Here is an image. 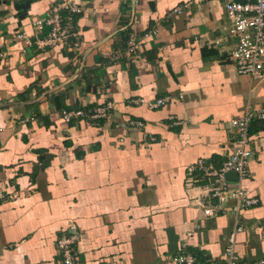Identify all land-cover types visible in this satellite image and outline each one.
Returning <instances> with one entry per match:
<instances>
[{"label":"crops","instance_id":"obj_1","mask_svg":"<svg viewBox=\"0 0 264 264\" xmlns=\"http://www.w3.org/2000/svg\"><path fill=\"white\" fill-rule=\"evenodd\" d=\"M59 1L0 2V264H61L55 239L72 223L77 264H177L182 250L223 263L238 225L239 259L264 264V120L251 121L240 181L257 203L236 213L210 190L229 121L264 108V76L229 59L224 0H80V46L39 45L48 28L32 22ZM107 101L109 117L62 118Z\"/></svg>","mask_w":264,"mask_h":264},{"label":"built area","instance_id":"obj_2","mask_svg":"<svg viewBox=\"0 0 264 264\" xmlns=\"http://www.w3.org/2000/svg\"><path fill=\"white\" fill-rule=\"evenodd\" d=\"M18 1V0H0ZM226 21L223 26L225 35L235 41V47L229 52V59L235 65L240 75H247L251 79H259L264 76V0H224ZM174 14L180 13L182 8H175ZM82 12L80 0H61L55 2L46 11L36 18L32 25L37 32L44 27L48 31L37 43L43 45L62 44L72 48L80 46L79 29L77 28L76 17ZM12 41H24L31 43V37L24 30H16L11 36ZM131 46L129 51L133 50ZM164 98L149 102V106L157 107L163 104ZM113 103L107 101L103 105L87 109L62 110L61 115L65 122L72 118H87L91 121L99 120L110 116ZM253 119L264 120V108H257L247 104L243 113L229 121V127L233 132L231 152L223 162L217 175L220 183L212 187L211 194L221 203L226 199L234 201L233 210L237 213L243 208L250 207L257 203L258 199L244 191L240 181L250 175L249 162L252 157L250 148V124ZM140 126L141 123L137 122ZM1 129V128H0ZM201 165L200 161L197 162ZM227 171H234L237 174L236 182H229L224 179L223 174ZM0 190V198L3 197ZM205 214H211V209L205 207ZM259 231L260 238L264 240V222L255 227ZM244 230L238 225L227 237L224 249L223 263H200L196 256L189 251L182 250L174 255L173 260L177 264H260L263 261H241L235 252V233ZM77 241V229L75 224H70L66 231L55 239V246L61 258V264H77V252L75 243Z\"/></svg>","mask_w":264,"mask_h":264},{"label":"water","instance_id":"obj_3","mask_svg":"<svg viewBox=\"0 0 264 264\" xmlns=\"http://www.w3.org/2000/svg\"><path fill=\"white\" fill-rule=\"evenodd\" d=\"M225 175H235V176H237V174L234 171H227L225 173Z\"/></svg>","mask_w":264,"mask_h":264}]
</instances>
